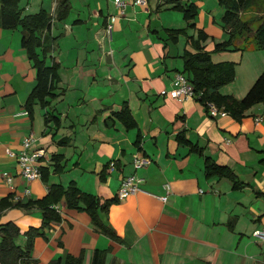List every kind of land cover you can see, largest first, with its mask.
Listing matches in <instances>:
<instances>
[{"label":"crops","instance_id":"crops-1","mask_svg":"<svg viewBox=\"0 0 264 264\" xmlns=\"http://www.w3.org/2000/svg\"><path fill=\"white\" fill-rule=\"evenodd\" d=\"M125 1L122 16L114 0H70L67 18L54 20L45 33L56 37L47 63L52 57L61 64L59 96L46 108L37 102L33 116L25 104L36 85V69L21 44L24 31L0 30L4 52L18 42L14 50L26 65L27 81L22 99L13 102L9 96L16 91L5 86L8 81L0 88V199L9 194L14 202L39 199L51 185L74 181L103 201L116 198L121 178L136 173L144 179L142 190L99 213L120 241L101 233L87 211L69 208L63 198L56 204L61 221L45 231V240L35 238L33 257L39 264L67 253L82 255L83 263L91 264L96 250L105 252V264H264V242L252 236L264 227V107L255 104L237 120L229 113L210 115L208 102L198 96L182 101L171 96L174 76L183 72L184 49L195 51L186 36L174 42L169 38L167 29L186 27L183 13L173 8V0H149L146 6ZM56 4L20 1L24 15L42 9L54 15ZM208 9L206 25L217 19L215 0ZM111 15L117 16L112 38L106 33ZM196 23L187 31L189 36L196 37L202 28L218 39L208 26ZM66 38L71 39L64 47ZM222 92L237 98L247 93ZM124 102L136 128H126L114 115ZM46 114L59 123H47ZM30 133L33 147L44 152L40 164L50 171L46 181H27L18 174L16 157L7 153L18 152ZM137 153L150 157L151 163L135 169ZM54 155L62 156L61 172L53 170ZM207 157L229 166L239 186L230 177L208 178ZM8 176H13L12 184ZM8 221L23 232L40 226L42 213L13 208L1 215L0 223ZM17 242L24 245L21 235Z\"/></svg>","mask_w":264,"mask_h":264},{"label":"trees","instance_id":"trees-1","mask_svg":"<svg viewBox=\"0 0 264 264\" xmlns=\"http://www.w3.org/2000/svg\"><path fill=\"white\" fill-rule=\"evenodd\" d=\"M21 0H0V29H16L21 27L24 31L21 40L28 58L36 69V85L29 94L25 107L30 116H33L34 106L38 102L41 107L46 108L59 96L58 84L60 82L59 70L61 64L51 57V63L48 64L49 49L53 48L56 37L46 36V31L50 30L54 20H64L71 11L70 0H57L55 14L41 11L33 14H23L20 7ZM255 0H220L224 5L225 11L222 16L223 26L231 36L228 40L217 43L214 50L220 51L228 49L234 44V50L240 48L236 43L237 39H244L243 32L253 36L255 45L253 48L264 49V13L260 18L259 26L253 30L250 23L241 18L242 12L248 9ZM174 9L182 11L186 27L179 29H167L169 38L177 41L180 35L187 37L188 43L192 44L195 51L185 49L182 58L184 59L183 72L193 84L195 93L202 103L213 102L219 108H223L227 113L237 120L244 117L245 111L255 104H264V70L252 84L247 93L237 98L234 95L221 93V87L232 82L235 78V62L221 61L214 62L211 53L205 50L204 42L208 34L204 29H197V36H189L187 31L196 28V14L198 12L197 4L194 2L183 3L182 0H173ZM247 36V35H246ZM245 36V37H246ZM238 37V38H237ZM48 38V40H47ZM247 48H250L247 46ZM38 49L41 50L39 53ZM114 115L123 122L126 128H136L138 126L132 111L124 102ZM46 122L55 120L59 123V118L46 114ZM179 139L184 141L183 134L178 135ZM186 143H189L186 140ZM192 149L197 151L200 148L192 145ZM62 156L54 155L52 157L54 171L61 172ZM205 172L210 177H230L234 180V185L239 186L235 179V173L229 166L220 165L210 157L205 161ZM42 179L47 180L50 173L49 169L41 167ZM14 195L0 199V218L3 212L8 209L19 207L25 211L38 208L42 213V224L39 227H30L25 232L27 242L20 245L17 239L20 235L19 226L13 222L0 223V264H39V261L33 257L34 240L40 234H45V228H50L52 223L61 221V212L56 208V204L63 198L66 200L69 208L84 210L89 213L97 229L114 240L120 241L119 235L109 225L105 224L100 216V211L108 212L111 205L118 202L116 198L101 200L97 195H93L81 190L77 183L71 181L67 186L62 184H53L49 187L48 193L39 199H29L26 202L13 201ZM104 251L96 250L91 264H105ZM48 264H84L83 256H74L67 253L64 257L53 260Z\"/></svg>","mask_w":264,"mask_h":264},{"label":"rangeland","instance_id":"rangeland-1","mask_svg":"<svg viewBox=\"0 0 264 264\" xmlns=\"http://www.w3.org/2000/svg\"><path fill=\"white\" fill-rule=\"evenodd\" d=\"M189 1H194L196 3L197 0H189ZM189 1L187 0V3H190ZM215 2L217 5V14H216L217 19L214 21L211 18V24L206 25L205 22H206L207 14L209 13V10H210L208 8L211 7L212 0H199V3L197 2L198 12L196 14V21L201 24L200 26H205V25L208 26V28H210L209 29L210 32L212 33L215 32L218 37V39L214 40L211 35V36H208L207 40L205 41V44H207L205 46L206 48L205 50L211 53L212 60L214 62H218L221 60L235 62V78L232 82H229L221 87L220 89L221 93H223L222 90H225V92H228V93L233 92L241 96L250 89V86H252V84L258 78L260 73L264 70V49L263 48L254 49L252 47V45H255L253 41V36L250 35L249 33L246 34L245 32H243L244 39H239L237 37L238 39L236 43L239 45L240 48L244 46H248L250 48H247L245 50H241V49L234 50L233 49L234 44H233L229 46L228 49H224L220 51H214V50L211 51L212 48H214L217 43L223 42V40L224 41L228 40L231 36L229 33H227V31L224 30L222 21L220 18L221 16L220 10H222L223 12L225 7L223 4H221L220 0H215ZM263 13H264V0H255L254 3L248 9L242 12L241 18L245 21H248L250 23V27L253 30H255L260 24V18ZM212 15L213 14H211V16ZM70 39L71 38L64 39L61 45L64 47L67 46ZM171 41L174 42V40L172 39ZM13 46L14 47H12V49L8 50L7 52H4L5 49H0V88L2 89L4 86V83L8 81L6 82L5 86H8V88L11 87L13 90L16 91L15 94H12L9 96L10 102L18 100L19 97L22 99L23 92L27 85V81H25L23 77L26 73V65L24 64L22 59L18 57V52L14 50V48L16 49L18 48V42H17V45L13 43ZM180 48L181 50H183L184 46L181 44ZM180 60H181V63L183 62V68H184V59L182 58ZM183 68H182V71H183ZM229 95H232V94H229ZM9 101H7V103H9ZM259 105L264 107V104L260 103ZM14 208L19 209L22 212L25 211L24 209L19 208V207L18 208L14 207ZM32 210L35 211L39 209L34 208V209H31L30 211ZM5 212H3L2 215ZM50 228H45V231L49 230ZM25 232L26 231L22 232L20 229V235H21V238L24 240V244H26L27 242V237H26ZM39 236L42 237L43 240H45L46 232L45 234H40ZM0 242H1V235H0Z\"/></svg>","mask_w":264,"mask_h":264},{"label":"built area","instance_id":"built-area-1","mask_svg":"<svg viewBox=\"0 0 264 264\" xmlns=\"http://www.w3.org/2000/svg\"><path fill=\"white\" fill-rule=\"evenodd\" d=\"M149 0H132L134 4L146 6ZM114 4L118 7L119 14L125 15L127 2L125 0H114ZM117 16L111 15L109 17L108 23L106 25V33L110 38H112L114 25ZM171 96L182 101L189 97L197 96L193 84L190 82L188 77L184 72L178 71L173 79V87L169 91ZM165 93V92H164ZM208 111L210 115L217 116L218 114L226 115L227 112L221 110L215 103L208 102ZM259 120V118L257 119ZM35 138L32 133L25 136L22 139L21 149L18 152L8 149L7 153L10 156H14L18 163V174L25 178L27 181H33L41 178V164L40 161L44 156V152L41 149L34 148ZM133 165L135 169L148 166L151 163V158L143 154H135L133 156ZM111 166L115 165V162L110 163ZM7 181L12 184L13 176H8ZM144 181L142 177L134 174H129L121 178V185L119 187L118 193L116 195L119 201L125 200L128 197L138 193L142 188L140 184ZM165 187L170 190L169 183L165 184ZM26 194H29L30 190L27 188L25 190ZM252 236L255 240L264 242V227L261 229H256L252 232Z\"/></svg>","mask_w":264,"mask_h":264}]
</instances>
